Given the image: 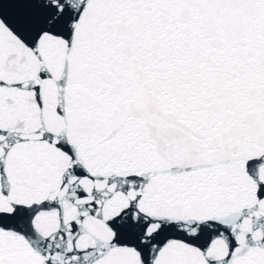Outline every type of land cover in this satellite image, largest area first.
<instances>
[{
	"label": "snow or ice",
	"instance_id": "1",
	"mask_svg": "<svg viewBox=\"0 0 264 264\" xmlns=\"http://www.w3.org/2000/svg\"><path fill=\"white\" fill-rule=\"evenodd\" d=\"M0 264H264V0H0Z\"/></svg>",
	"mask_w": 264,
	"mask_h": 264
}]
</instances>
